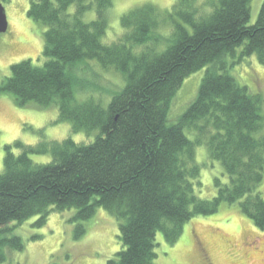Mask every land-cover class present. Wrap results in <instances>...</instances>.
Here are the masks:
<instances>
[{"label":"trees","instance_id":"1","mask_svg":"<svg viewBox=\"0 0 264 264\" xmlns=\"http://www.w3.org/2000/svg\"><path fill=\"white\" fill-rule=\"evenodd\" d=\"M251 1L174 0L169 10L145 3L121 15L124 31L110 42L114 0L29 1L28 15L46 26L48 59L42 66L31 59L12 64L0 93H13L20 106L56 107L74 132L98 133L91 143L66 137L38 147L5 146L0 262L7 249H24L15 222L37 216L43 225L52 212L68 209H77L80 221L98 207L116 216L122 249L107 264H156L158 232L174 244L195 215L215 214L223 203L238 204L264 229V99L231 74L253 55L264 65V2L250 24ZM89 13L95 17L88 20ZM94 64L124 77L125 85L106 100L90 92ZM202 68L196 98L170 122L177 89ZM194 129L196 140L186 133ZM202 144L211 166L222 168L211 199L197 195L202 168L210 166L197 161ZM50 153L47 163L31 157ZM77 231L80 237L86 228L80 224Z\"/></svg>","mask_w":264,"mask_h":264},{"label":"rangeland","instance_id":"2","mask_svg":"<svg viewBox=\"0 0 264 264\" xmlns=\"http://www.w3.org/2000/svg\"><path fill=\"white\" fill-rule=\"evenodd\" d=\"M4 3L9 21L8 30L0 33V83L11 73L10 66L25 59L34 65L42 66L47 57L43 54L44 32L46 26L28 15L30 0H0ZM250 24L257 21L264 0H252ZM150 3L158 8L170 9L174 0H114L109 15L107 42L119 38L124 29L120 24L121 15L142 4ZM93 13L87 15L92 19ZM95 17V16H94ZM170 27L168 28V30ZM163 28V33L168 34ZM110 41H109V40ZM239 55V54H238ZM228 62L234 60L231 57ZM95 70L88 79L96 84L90 85V92L98 99H108L114 90H119L124 77L112 69H103L94 64ZM206 68L199 69L188 76L172 100L170 122H175L196 98ZM231 74L251 92H258L264 99V65L256 55L243 59L231 69ZM124 83V84H123ZM123 84V85H122ZM122 85V86H121ZM84 91L79 93L84 97ZM264 112V102H263ZM98 132H74L72 123L59 118L56 107H41L32 101L25 106L16 103L13 93H0V173L4 170L5 146L16 141L31 147L60 142L72 137L77 142L91 143ZM190 139L199 137L196 129L186 130ZM21 150L14 147L12 150ZM197 161L210 166L202 168L203 187L197 195L211 199L217 193L214 177L222 175L220 163L208 159L205 144L196 148ZM38 163L52 160L50 154H32ZM264 190V183L262 186ZM264 192V191H263ZM77 209L52 212L43 225L36 224L38 217H32L22 224L14 223V235L24 241L23 250L7 249L5 261L0 264H107L116 251L122 249L118 238L119 221L109 210L98 207L92 217L85 221L74 218ZM238 204H222L215 214L195 215L184 226L178 241L170 244L163 232L156 236L158 256L156 264H264V229L252 224ZM83 224L86 232L78 237L77 229Z\"/></svg>","mask_w":264,"mask_h":264},{"label":"water","instance_id":"3","mask_svg":"<svg viewBox=\"0 0 264 264\" xmlns=\"http://www.w3.org/2000/svg\"><path fill=\"white\" fill-rule=\"evenodd\" d=\"M9 27V21L6 14V8L4 6V3L0 1V33H4L8 30Z\"/></svg>","mask_w":264,"mask_h":264}]
</instances>
